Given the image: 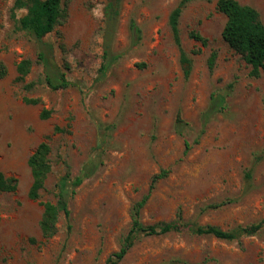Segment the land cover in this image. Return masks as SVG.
Listing matches in <instances>:
<instances>
[{"label":"rangeland","instance_id":"1","mask_svg":"<svg viewBox=\"0 0 264 264\" xmlns=\"http://www.w3.org/2000/svg\"><path fill=\"white\" fill-rule=\"evenodd\" d=\"M239 1L264 20V0ZM14 2L0 0V64L7 70L0 77V170L17 180L14 191L0 190V264H106L130 229L132 205L162 170L169 173L142 210L145 224L173 221L179 211L185 221L225 230L264 219V69L251 76L224 40L227 17L218 0H192L181 17L183 45L194 62L189 77L169 24L180 0H123L112 45L121 57L104 75L107 0H63L68 16L43 40L54 45L55 61L72 84L53 90L43 83L32 91L25 83L42 78L44 68L35 63L25 81L18 80L17 64L36 61L39 46L16 30ZM132 21L142 32L136 44ZM192 30L208 44L190 38ZM213 51L218 58L211 70ZM231 83L227 109L185 154L212 93ZM45 111L51 115L44 118ZM178 114L190 124L185 135L175 130ZM43 141L52 146L53 170L42 198L34 200L28 161ZM92 160L97 168L72 197L70 218L62 217L58 233L45 238L42 201L56 202L67 167L75 177ZM247 169L253 178L245 192ZM227 199L234 201L207 208ZM119 264H264V229L233 241L188 232L144 237Z\"/></svg>","mask_w":264,"mask_h":264},{"label":"trees","instance_id":"2","mask_svg":"<svg viewBox=\"0 0 264 264\" xmlns=\"http://www.w3.org/2000/svg\"><path fill=\"white\" fill-rule=\"evenodd\" d=\"M123 0H107L104 7V34H103V63L100 72L104 75L118 60L121 55L114 54L112 50L113 38L117 29L121 4ZM192 0H180L179 4L172 10L169 17L175 42L180 50V61L186 77H189L193 70V59L186 51L181 36L180 22L183 12ZM217 8L223 12L227 21L224 26L222 36L224 40L234 49L250 66V75L259 77L264 69V20L261 12L250 4H244L239 0H218ZM24 10L25 13L19 15ZM67 10L64 7L63 0H15L13 5V18L16 23V30L24 32L33 38L39 46V52L36 61L32 58H23L17 64L18 80L25 81L31 73L35 63L41 64L44 68L43 77L39 80L26 82L24 88L27 91L34 90L38 85L45 83L53 90L66 89L71 86V81L67 73L55 61L54 45L46 43L43 38L52 33L67 18ZM131 29L135 37V44L142 38L141 29L134 21L131 23ZM189 37L203 45L208 44V39L199 31L192 30ZM218 52L213 51L209 57V67L213 70L216 66ZM68 68V67H66ZM7 74L4 63L0 64V77ZM234 84L217 89L212 93L209 107L202 115V127L199 135L191 142L185 141V154L190 152L194 145L200 142V138L206 132L207 125L211 120L227 109V100L231 95ZM29 103H39L40 99L27 97ZM51 111H45L43 117H49ZM190 124L181 114L177 115L175 130L180 135H185V130ZM52 146L48 141L41 142L29 158V166L32 171L33 183L29 191V197L34 200L42 198V191L46 187V181L53 170L51 160ZM65 176L57 184L56 202L42 201L44 212L40 220V227L45 238H51L59 231V222L62 217L69 219L71 216L70 201L76 194L77 189L89 178L97 168L95 160L87 163L81 172L72 177L69 167ZM252 169L245 172L246 186L244 191H248L252 184ZM168 170H162L152 177L149 192L140 200L136 201L130 211L131 226L122 240L120 249L111 254L106 264H119L130 250L144 237L167 234L170 232H188L198 236H213L221 240L233 241L243 236H250L259 233L264 229V219L259 222L248 225H238L237 227L225 230L219 226L207 224L202 225L196 221H185L182 212L179 211L175 220L170 222H160L156 224H145L141 219L143 208L148 203L152 191L159 180L168 175ZM17 186V180L13 177H7L0 170V190L14 191ZM233 199H227L220 203H214L207 208H219L225 204L233 202ZM205 208V209H207Z\"/></svg>","mask_w":264,"mask_h":264}]
</instances>
